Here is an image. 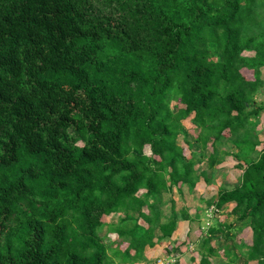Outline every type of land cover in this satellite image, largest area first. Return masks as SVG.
I'll return each instance as SVG.
<instances>
[{
  "label": "trees",
  "instance_id": "16d2710c",
  "mask_svg": "<svg viewBox=\"0 0 264 264\" xmlns=\"http://www.w3.org/2000/svg\"><path fill=\"white\" fill-rule=\"evenodd\" d=\"M263 73L264 0H0V264H134L164 240L264 264ZM225 155L235 183L191 214Z\"/></svg>",
  "mask_w": 264,
  "mask_h": 264
},
{
  "label": "rangeland",
  "instance_id": "374dc122",
  "mask_svg": "<svg viewBox=\"0 0 264 264\" xmlns=\"http://www.w3.org/2000/svg\"><path fill=\"white\" fill-rule=\"evenodd\" d=\"M244 73L247 75L249 72L244 70ZM249 75V74H248ZM247 75V76H248ZM262 78H264V73ZM262 96H264V93L262 94ZM183 126L188 130L189 132V139H191L190 134H194L195 132L194 130V126L193 124L190 122L189 118L183 119L182 121ZM259 131V138L262 139L264 141V111L260 112V117H259V122L258 125L256 127ZM177 142L181 145H183L185 147V144L182 141V136L179 134L177 137ZM259 148V147H257ZM186 153L188 152V149L185 148ZM236 163V160L231 156V155H225L223 161L218 164L214 171H213V181H211L210 183H205L203 181V179H200L197 182V185L195 186L194 190L192 192H188L185 191L184 192V201L186 206L188 207V210L191 214L194 213L195 211V207H199V208H203L204 207V201L205 199L209 198L210 196L214 195L217 191V189L219 187H231L233 186V184L236 181V178L239 174V170L234 166ZM197 169L198 168H207V164L205 162H201L200 164H197L195 166ZM174 199H175V209H179L180 205L183 204V199L180 198L179 194L177 193V191L175 189H173V193H172ZM170 195H164L165 197V206L164 209H168L169 204H168V197ZM231 207V204H228V207L225 209V211ZM120 216V214L118 213H113L110 214L109 216L105 217L104 219L109 222V223H116L118 217ZM216 217H218L220 220L222 219H228L230 220L232 217L231 216H227L226 214H216ZM200 217V222H202L201 225H204V223L209 220L210 223L212 222V220L210 218H208L206 211L201 213L199 215ZM181 222V221H179ZM196 222V223H195ZM183 223H185L183 221ZM181 225V226H180ZM179 225V235L177 232V236L180 239H185L186 235H184V232L186 230V233L188 232L189 234V239L191 241H193L199 231L201 230V228H198V224L197 221H193L190 223L186 224H180ZM189 229V230H188ZM191 229V230H190ZM105 232V228H103L101 231H99L100 235H104ZM235 232V240L237 243H246L249 244L250 243V230L249 228H244L242 230H237L234 231ZM175 236V232L173 234ZM110 237L114 238L115 234H110ZM109 238V237H108ZM104 241H108L106 238H103ZM181 241V240H180ZM191 243V242H189ZM183 244V246H181L179 249H181L182 252H177L179 255L178 257L176 256L177 253L174 252H169L166 253L164 252L163 247L165 246L163 243H159L157 245H155L153 248H147V252H146V256L143 259V261L141 260V262H138L137 264H165L164 258L166 256H170V254L176 256V262L174 264H197L198 260H199V253L196 250V247L192 250L191 249V244ZM212 243L217 244L216 240H212ZM167 245V242L165 243ZM171 244V243H170ZM169 244V246H170ZM222 260V259H221ZM223 262V260H222ZM220 262V264L222 263ZM224 264V262H223ZM253 264V263H250Z\"/></svg>",
  "mask_w": 264,
  "mask_h": 264
},
{
  "label": "built area",
  "instance_id": "2783aa9c",
  "mask_svg": "<svg viewBox=\"0 0 264 264\" xmlns=\"http://www.w3.org/2000/svg\"><path fill=\"white\" fill-rule=\"evenodd\" d=\"M213 211H214V208H213V207H209V208L207 209L206 213H207L208 218H210L212 215H214ZM209 223H210V221L207 220V221L204 223V225L201 226V229H202L203 226H206V225H208ZM165 260H166V262H165ZM175 261H176V256L170 254V256H166V257L164 258V261H163V262H165V264H172V263H174Z\"/></svg>",
  "mask_w": 264,
  "mask_h": 264
},
{
  "label": "crops",
  "instance_id": "0c3cea01",
  "mask_svg": "<svg viewBox=\"0 0 264 264\" xmlns=\"http://www.w3.org/2000/svg\"><path fill=\"white\" fill-rule=\"evenodd\" d=\"M179 221H181V220H179ZM179 221L177 222L176 228H175V230H174V232H175V236L173 235L172 242H173V241H180V240H182V239L179 240V237L177 236V232L179 231V228H180L179 225H180V224H186V226H187V222H186V223H183V221H181V222H179ZM180 226H181V225H180ZM173 234H174V233H173ZM178 235H179V232H178ZM185 235H186V230H185L183 236H185ZM168 240H171V239H168ZM166 242L168 243L167 240H164V241H163V244L166 245V244H165ZM181 246H183V244H182ZM181 246H180V247H181ZM180 247H179V248H180ZM191 248H192V246H191ZM146 252H147V248H146ZM178 252H182L181 249H180ZM178 255H179V254L177 253L176 256L178 257ZM176 259H177V258H176ZM142 261H143V260H142ZM140 262H141V261H140ZM175 262H176V261H175ZM137 263H138V262H137ZM137 263H134V264H137Z\"/></svg>",
  "mask_w": 264,
  "mask_h": 264
}]
</instances>
